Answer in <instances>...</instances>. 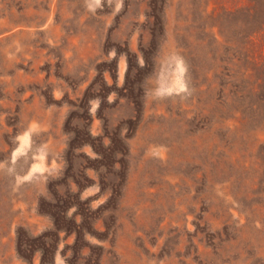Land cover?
Instances as JSON below:
<instances>
[{
    "label": "rangeland",
    "instance_id": "rangeland-1",
    "mask_svg": "<svg viewBox=\"0 0 264 264\" xmlns=\"http://www.w3.org/2000/svg\"><path fill=\"white\" fill-rule=\"evenodd\" d=\"M0 264H264V0H0Z\"/></svg>",
    "mask_w": 264,
    "mask_h": 264
}]
</instances>
